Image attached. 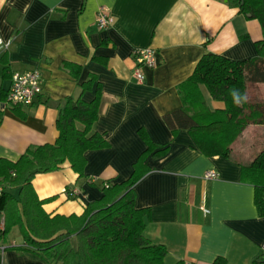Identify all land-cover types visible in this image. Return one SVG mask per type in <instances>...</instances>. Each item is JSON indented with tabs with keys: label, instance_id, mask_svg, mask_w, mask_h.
I'll return each instance as SVG.
<instances>
[{
	"label": "crops",
	"instance_id": "1",
	"mask_svg": "<svg viewBox=\"0 0 264 264\" xmlns=\"http://www.w3.org/2000/svg\"><path fill=\"white\" fill-rule=\"evenodd\" d=\"M102 7L113 17L105 28L96 24ZM262 38L258 20L241 13L233 0H0V39L10 40L7 48L0 43V157L14 161L29 146L54 143L64 98L91 101L98 82L92 131L109 145L85 152L83 176L68 161L36 174L32 185L45 199L43 210L80 215L101 197L104 182L127 179L146 148L142 129L159 148L166 146L160 156L146 157L149 171L134 186L135 205L146 210L143 234L166 248L165 263L224 258V264H264V215L239 166L247 157L206 155L187 130L171 132L162 118L182 105L179 85L203 54L252 58ZM148 46L156 50L157 65L145 68L138 82L133 51ZM65 61L81 66L78 78L63 67ZM32 69L40 72L41 93L31 105L6 102L11 74ZM90 74L96 82L82 92ZM204 98L210 108L222 107L209 94ZM263 129L248 126L238 141ZM210 169L218 176L205 179ZM0 244V264H50L25 249L23 238L16 243L5 236Z\"/></svg>",
	"mask_w": 264,
	"mask_h": 264
},
{
	"label": "trees",
	"instance_id": "2",
	"mask_svg": "<svg viewBox=\"0 0 264 264\" xmlns=\"http://www.w3.org/2000/svg\"><path fill=\"white\" fill-rule=\"evenodd\" d=\"M233 3L260 23L263 38L257 41L258 55L231 60L216 53L203 54L192 74L179 85L182 105L162 116L171 132L187 130L206 155L228 157L232 142L247 126L264 125L263 102L243 99L237 104L233 95L245 97L248 84L264 83V0ZM63 67L74 78L79 77L80 65L65 61ZM95 82L96 76L90 74L81 83V91L91 89ZM200 86L213 100L222 102V107L210 108ZM100 95L97 82L91 101L64 98L54 143L29 146L14 161L0 157V217L5 223L0 239L12 226H19L25 249L40 254L50 264H166V248L144 236L146 210L135 205L134 186L149 171L146 157H158L166 151V146L159 148L152 143L144 130L138 134L146 148L131 175L119 182H104L101 197L88 203L80 215L50 216L42 208L45 199L38 198L32 185L36 174L58 170L65 161L83 176L85 152L109 145L103 134L92 131ZM239 166L242 180L254 186L257 210L264 215V147L250 163ZM12 189L17 190L16 195ZM224 263V258H217L213 264Z\"/></svg>",
	"mask_w": 264,
	"mask_h": 264
},
{
	"label": "built area",
	"instance_id": "3",
	"mask_svg": "<svg viewBox=\"0 0 264 264\" xmlns=\"http://www.w3.org/2000/svg\"><path fill=\"white\" fill-rule=\"evenodd\" d=\"M113 21L112 15L109 11L102 7L96 14V24L100 28L109 26ZM0 43L5 48L8 47L10 40L3 41L0 39ZM134 69L133 74L138 82L144 81V69H152L157 65V53L156 50L150 46L144 48H138L133 51ZM42 79L38 69L27 70L24 72H13L10 77V87L6 96V102L15 105H31L40 93ZM218 176V173L213 170H207L203 177L205 179H213ZM77 192L71 191L69 194L74 196ZM5 223L4 217H0V234L4 231ZM5 246L0 244V251H3ZM264 250V245L262 246Z\"/></svg>",
	"mask_w": 264,
	"mask_h": 264
},
{
	"label": "rangeland",
	"instance_id": "4",
	"mask_svg": "<svg viewBox=\"0 0 264 264\" xmlns=\"http://www.w3.org/2000/svg\"><path fill=\"white\" fill-rule=\"evenodd\" d=\"M200 92L203 96L205 95L208 97L209 93H207L204 86H200ZM245 97H246V101L249 103L250 102L264 103V85L248 84L245 91ZM249 126H257V125L253 124ZM241 133L232 142L228 156L235 154V156L240 157L241 155L242 156L245 155L247 159L246 158L240 159L243 160L241 164H248L264 147V129L261 132H257V133L249 132L245 139H243L242 141H238L241 136ZM240 150H242V153H240ZM6 236L7 239L11 241H15L16 243L22 241V234L19 226H12L7 231Z\"/></svg>",
	"mask_w": 264,
	"mask_h": 264
},
{
	"label": "clouds",
	"instance_id": "5",
	"mask_svg": "<svg viewBox=\"0 0 264 264\" xmlns=\"http://www.w3.org/2000/svg\"><path fill=\"white\" fill-rule=\"evenodd\" d=\"M233 95L237 97V104L241 103L243 99H246V97H239L237 93H233Z\"/></svg>",
	"mask_w": 264,
	"mask_h": 264
},
{
	"label": "water",
	"instance_id": "6",
	"mask_svg": "<svg viewBox=\"0 0 264 264\" xmlns=\"http://www.w3.org/2000/svg\"><path fill=\"white\" fill-rule=\"evenodd\" d=\"M247 15H249V14H247Z\"/></svg>",
	"mask_w": 264,
	"mask_h": 264
}]
</instances>
